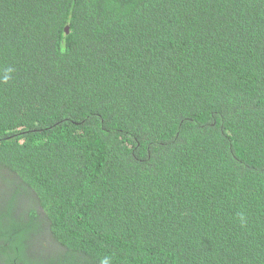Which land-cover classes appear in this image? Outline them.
I'll list each match as a JSON object with an SVG mask.
<instances>
[{"label": "trees", "instance_id": "16d2710c", "mask_svg": "<svg viewBox=\"0 0 264 264\" xmlns=\"http://www.w3.org/2000/svg\"><path fill=\"white\" fill-rule=\"evenodd\" d=\"M105 261L264 264V0H0V264Z\"/></svg>", "mask_w": 264, "mask_h": 264}, {"label": "clouds", "instance_id": "9594fccd", "mask_svg": "<svg viewBox=\"0 0 264 264\" xmlns=\"http://www.w3.org/2000/svg\"><path fill=\"white\" fill-rule=\"evenodd\" d=\"M105 264H107V261H105Z\"/></svg>", "mask_w": 264, "mask_h": 264}, {"label": "water", "instance_id": "95a60500", "mask_svg": "<svg viewBox=\"0 0 264 264\" xmlns=\"http://www.w3.org/2000/svg\"><path fill=\"white\" fill-rule=\"evenodd\" d=\"M67 31V30H66Z\"/></svg>", "mask_w": 264, "mask_h": 264}]
</instances>
